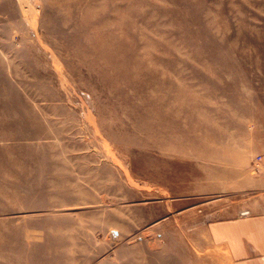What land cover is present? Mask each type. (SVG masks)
<instances>
[{
	"label": "rangeland",
	"instance_id": "1",
	"mask_svg": "<svg viewBox=\"0 0 264 264\" xmlns=\"http://www.w3.org/2000/svg\"><path fill=\"white\" fill-rule=\"evenodd\" d=\"M263 155L264 0H0V264H231Z\"/></svg>",
	"mask_w": 264,
	"mask_h": 264
},
{
	"label": "crops",
	"instance_id": "2",
	"mask_svg": "<svg viewBox=\"0 0 264 264\" xmlns=\"http://www.w3.org/2000/svg\"><path fill=\"white\" fill-rule=\"evenodd\" d=\"M255 187L264 194V155ZM246 211L210 221L206 233L231 264H264V196L246 203Z\"/></svg>",
	"mask_w": 264,
	"mask_h": 264
},
{
	"label": "built area",
	"instance_id": "3",
	"mask_svg": "<svg viewBox=\"0 0 264 264\" xmlns=\"http://www.w3.org/2000/svg\"><path fill=\"white\" fill-rule=\"evenodd\" d=\"M260 156H257V158H256V163H258V162H260ZM242 213H248V211H243Z\"/></svg>",
	"mask_w": 264,
	"mask_h": 264
},
{
	"label": "bare ground",
	"instance_id": "4",
	"mask_svg": "<svg viewBox=\"0 0 264 264\" xmlns=\"http://www.w3.org/2000/svg\"><path fill=\"white\" fill-rule=\"evenodd\" d=\"M5 103H6V102H5ZM5 105H6V104H5ZM4 108H5V107H4ZM10 120H11V119H10ZM10 120H9V121H10ZM10 122H11V121H10ZM14 122H15V121H14ZM16 124H17V123H16ZM19 124H20V123H19ZM8 125H9V124H8ZM17 125H18V124H17ZM20 126H22V125H20ZM1 137H2V136H1ZM2 150H3V148H2ZM1 152H2V151H1Z\"/></svg>",
	"mask_w": 264,
	"mask_h": 264
}]
</instances>
